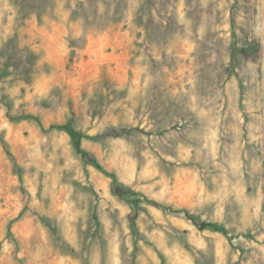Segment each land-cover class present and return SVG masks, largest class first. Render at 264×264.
<instances>
[{"label": "rangeland", "instance_id": "obj_1", "mask_svg": "<svg viewBox=\"0 0 264 264\" xmlns=\"http://www.w3.org/2000/svg\"><path fill=\"white\" fill-rule=\"evenodd\" d=\"M0 264H264V0H0Z\"/></svg>", "mask_w": 264, "mask_h": 264}, {"label": "trees", "instance_id": "obj_2", "mask_svg": "<svg viewBox=\"0 0 264 264\" xmlns=\"http://www.w3.org/2000/svg\"><path fill=\"white\" fill-rule=\"evenodd\" d=\"M63 129H65V131L69 134V136L72 139L73 144L75 145L77 151L79 153H81L85 158H89V154L87 152H85L82 148H81V141L82 138L84 137L80 132H78L74 127H72L70 124L63 126ZM88 138V137H87ZM92 161V160H91ZM95 164V162H93ZM95 166L104 174L108 175L109 177L114 179V175L110 174L109 172H107L103 167H101L98 163L95 164ZM203 229H212L215 231H220L219 226H217L216 224H203L201 226ZM222 231V230H221Z\"/></svg>", "mask_w": 264, "mask_h": 264}, {"label": "bare ground", "instance_id": "obj_3", "mask_svg": "<svg viewBox=\"0 0 264 264\" xmlns=\"http://www.w3.org/2000/svg\"><path fill=\"white\" fill-rule=\"evenodd\" d=\"M95 79V78H94Z\"/></svg>", "mask_w": 264, "mask_h": 264}]
</instances>
